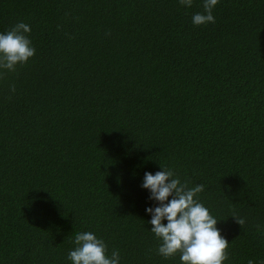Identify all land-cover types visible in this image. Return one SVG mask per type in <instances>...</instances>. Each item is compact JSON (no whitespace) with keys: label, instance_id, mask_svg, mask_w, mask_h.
<instances>
[{"label":"trees","instance_id":"16d2710c","mask_svg":"<svg viewBox=\"0 0 264 264\" xmlns=\"http://www.w3.org/2000/svg\"><path fill=\"white\" fill-rule=\"evenodd\" d=\"M195 12L202 0H0V32L23 21L35 48L0 75V264H71L82 231L120 264H180L144 213L159 165L203 185L224 264H264V0H218L214 23Z\"/></svg>","mask_w":264,"mask_h":264},{"label":"clouds","instance_id":"9594fccd","mask_svg":"<svg viewBox=\"0 0 264 264\" xmlns=\"http://www.w3.org/2000/svg\"><path fill=\"white\" fill-rule=\"evenodd\" d=\"M177 2L189 8L193 0ZM217 3L218 0H202L203 12L193 13L191 23H214L212 9ZM29 32V25L23 21L0 32V75L14 71L18 64L26 63L34 55L35 48L26 35ZM9 92H15L14 85L9 86ZM139 186L153 202L145 206L144 213L149 217L148 230L159 241L158 255L168 258L179 253L180 264H224L228 260V242L216 227L217 219L196 198L203 190L202 184L187 187L171 167L159 165L158 171L143 173ZM235 221L239 225L244 222L243 218ZM72 244L66 257L71 264H120L118 250L106 254L104 240L93 232L74 233ZM247 264L254 261L249 259Z\"/></svg>","mask_w":264,"mask_h":264}]
</instances>
